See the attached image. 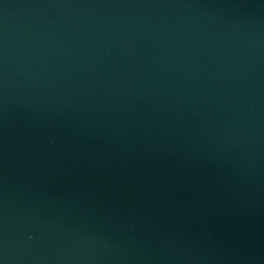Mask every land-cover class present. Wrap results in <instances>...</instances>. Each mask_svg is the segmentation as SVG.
I'll list each match as a JSON object with an SVG mask.
<instances>
[{
  "label": "water",
  "instance_id": "obj_1",
  "mask_svg": "<svg viewBox=\"0 0 264 264\" xmlns=\"http://www.w3.org/2000/svg\"><path fill=\"white\" fill-rule=\"evenodd\" d=\"M0 264H264V0H0Z\"/></svg>",
  "mask_w": 264,
  "mask_h": 264
}]
</instances>
